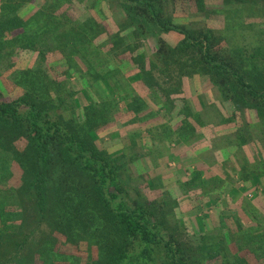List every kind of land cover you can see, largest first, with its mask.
<instances>
[{
  "label": "trees",
  "instance_id": "1",
  "mask_svg": "<svg viewBox=\"0 0 264 264\" xmlns=\"http://www.w3.org/2000/svg\"><path fill=\"white\" fill-rule=\"evenodd\" d=\"M210 1L219 0H116L125 21L123 29L111 35L98 17L74 23L69 0H1L0 79L8 73V79L21 90L8 99L0 96V157L3 162L17 164L23 172L20 186L14 189L20 210L8 211L0 199V257H8V264H77L76 259H80L57 252L51 235L34 253H20L28 244L27 238L24 243L9 245V221H17L19 214L29 211V216L62 234L66 245L85 242L97 249V258H90L86 264H264V226L259 224L230 233L221 225L209 236L202 228V243L197 247L184 244L183 249L160 220L156 203L135 198L132 190H138L124 185L121 157L97 145L101 135L116 125L117 113L123 108L114 96L95 98L91 88L100 82L112 96L127 93V88L132 91L137 82L156 92H151L149 100L160 105V96L173 99V86L167 87L170 94L164 84H171L167 76L176 66V70L186 72L183 77L208 75L211 86L239 111L244 119L235 131L236 147L254 145L257 151L254 166L249 167L247 161L244 166L248 168L242 169L240 177L244 183L263 184L264 91L257 84L264 81L248 69L254 59L238 49H226L223 34L193 22L189 26L177 22V13L185 4L201 12ZM220 1L233 6L240 0ZM38 4L42 5L36 9ZM59 11L60 16L56 15ZM170 32L182 36L174 46L159 37ZM127 35L154 39L156 51L141 43L125 46ZM102 37L108 42L105 51L97 44ZM7 44L12 47L9 53L5 51ZM38 48L70 58L67 72H76L86 81L82 91L86 107L64 89L63 82L49 78L40 69L13 68L7 61L16 52ZM118 64L126 70L136 66V70L127 77ZM156 69L165 79L152 84ZM129 98L124 109L133 114L132 121L144 122L153 116L147 114L149 103L143 97ZM66 102L81 110L82 121L75 110L71 118L57 111ZM184 126L185 138V131L192 133L193 129L186 120ZM260 147L263 153L257 150ZM1 194L5 193L0 192L2 198ZM27 196L28 202L24 199ZM203 217L200 223L205 222ZM194 248L205 257H196Z\"/></svg>",
  "mask_w": 264,
  "mask_h": 264
},
{
  "label": "rangeland",
  "instance_id": "2",
  "mask_svg": "<svg viewBox=\"0 0 264 264\" xmlns=\"http://www.w3.org/2000/svg\"><path fill=\"white\" fill-rule=\"evenodd\" d=\"M69 2L70 18L74 23H81L88 17H98L111 35H115L124 27L125 19L116 0ZM233 4L232 6L220 0L210 1L201 12H198L194 5L185 4L177 13V22L184 26L193 22L223 34L225 48L238 49L243 56L253 58L254 63L248 69L254 77L258 75L264 81V0H240L234 1ZM39 5L42 4L35 8H39ZM60 14L61 11L56 15ZM126 37L125 46L141 43L148 50L156 51L154 39L146 38L145 35H140L137 39L132 35ZM159 37L173 46L182 40V36L177 32L164 33ZM106 41V38L102 37L97 42L104 48L103 51L108 49ZM7 47L5 51L9 53L12 47L8 44ZM36 50L16 52L13 57L8 56L10 59L7 61L12 63L13 68L40 69L49 78L63 82L64 89L70 91L72 97H78L81 106L86 107L87 100L82 93L86 81L76 72H67V61L70 58L57 52L44 53L40 48ZM122 67L123 72L128 74L127 77L136 70V66H132L131 70ZM184 73L186 72L182 73L180 69L176 70V66L171 68V75L167 76L170 77L171 84H163L170 94L172 92L167 87L173 86V99L168 100L160 96V105H155L149 100L151 92H156L137 82L131 87L133 93L127 88V93L119 91L120 93L112 96L108 95L100 82L91 88L95 98L111 99L114 96L119 101L120 108H123L117 113L119 119L116 125L101 135L97 145L109 154L121 157V180L124 185L129 189L138 190L139 193L132 190V196L135 198L138 196L145 202L156 203L160 220L165 221L170 233L181 243L183 249L184 244L186 247H197L202 243V228L209 236L213 231L220 229L221 225V229L229 233L236 232L240 227L246 229L256 224L264 226V182L261 185L250 181L244 183L240 177L242 169L247 167L244 166L247 161L249 167L254 166L257 155L254 145L236 147L238 140L235 131L244 118L234 105L224 99L218 89L211 86L208 75L188 78L183 77ZM153 75L152 84L165 79L159 75L157 69ZM8 76L6 73V77L0 79L2 99H8L21 91ZM257 85L264 91V82ZM156 88L160 89L158 86ZM179 89L181 93L174 92ZM129 95L143 97L149 103L147 114L151 113L153 116L144 122L132 121L133 114L124 109V105L129 102ZM163 102L170 106H163ZM74 110L78 120L82 121L81 110L67 102L57 111L64 117L71 118ZM197 117L200 121H197ZM224 118L226 122H223ZM227 119L233 120L229 122ZM184 120L192 124L190 127L193 129L192 133L190 130L185 131V138ZM221 122L223 124L220 126ZM257 150L263 153L261 147ZM3 161L0 157V192L5 193L1 194L0 199L4 207H8V211L17 212L21 204L14 189L20 186L23 172L17 164ZM24 199L28 202V196ZM30 214V211L27 215L19 214L17 221L11 220L12 222L8 223V233L12 236L9 245L15 246L17 243H24L25 238L28 239V244L24 245L21 254L30 251L34 253L40 244L47 240L46 236L51 235L50 239L56 251L78 256L80 259H76L77 264H86L90 258H97V249L90 248L85 242L76 246L66 245V238L62 234L53 231L48 223L41 222L37 217L29 216ZM200 217L205 218V222L200 223ZM193 252L196 257H205L197 248H194ZM7 259L6 256L0 257V264H8ZM218 264H221V261Z\"/></svg>",
  "mask_w": 264,
  "mask_h": 264
}]
</instances>
